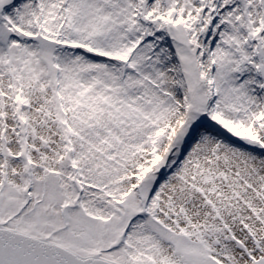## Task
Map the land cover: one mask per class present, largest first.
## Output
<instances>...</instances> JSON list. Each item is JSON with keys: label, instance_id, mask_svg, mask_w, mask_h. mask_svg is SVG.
<instances>
[{"label": "snow or ice", "instance_id": "snow-or-ice-1", "mask_svg": "<svg viewBox=\"0 0 264 264\" xmlns=\"http://www.w3.org/2000/svg\"><path fill=\"white\" fill-rule=\"evenodd\" d=\"M0 264H264V0H0Z\"/></svg>", "mask_w": 264, "mask_h": 264}]
</instances>
